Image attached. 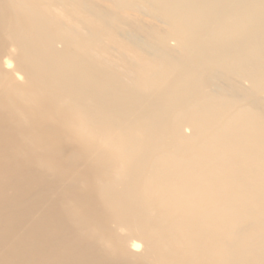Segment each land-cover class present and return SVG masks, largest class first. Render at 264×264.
<instances>
[{"label":"bare ground","instance_id":"6f19581e","mask_svg":"<svg viewBox=\"0 0 264 264\" xmlns=\"http://www.w3.org/2000/svg\"><path fill=\"white\" fill-rule=\"evenodd\" d=\"M0 264H264V0H0Z\"/></svg>","mask_w":264,"mask_h":264},{"label":"rangeland","instance_id":"374dc122","mask_svg":"<svg viewBox=\"0 0 264 264\" xmlns=\"http://www.w3.org/2000/svg\"><path fill=\"white\" fill-rule=\"evenodd\" d=\"M142 20H143L144 22H146V23L148 22V21H147L148 19H147L146 17H142Z\"/></svg>","mask_w":264,"mask_h":264}]
</instances>
